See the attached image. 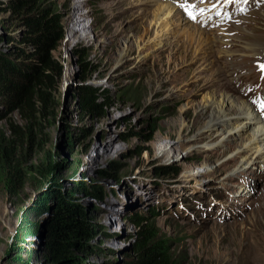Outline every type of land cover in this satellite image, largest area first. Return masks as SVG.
<instances>
[{
    "label": "rangeland",
    "instance_id": "1",
    "mask_svg": "<svg viewBox=\"0 0 264 264\" xmlns=\"http://www.w3.org/2000/svg\"><path fill=\"white\" fill-rule=\"evenodd\" d=\"M15 3L0 0V53L25 70L33 49L23 43L26 28ZM158 3L38 0L59 21L62 39L50 56L60 74L49 109L37 115L35 136L16 145L25 172L18 188L11 189L0 168V264H56L51 253L60 238L44 239L51 198L60 191L84 207L89 232L60 240L68 245L63 264L138 263L134 244L149 228L155 230L149 245L165 246L161 263L264 264V161H254L245 177L230 176L243 163L244 133L221 140L204 108L217 88L243 101L235 79L264 59V6L227 32H209L179 10L170 22L155 21ZM80 14L83 38L72 34ZM190 25L199 29L195 38ZM20 45L24 55L16 53ZM82 85L108 95L99 114L81 110ZM3 98L0 133L7 135L21 127V115ZM52 162L53 182L30 170ZM162 169L170 172L157 174ZM224 210L232 212L218 218ZM68 211L64 205L61 221ZM135 214L145 220L141 231L126 219Z\"/></svg>",
    "mask_w": 264,
    "mask_h": 264
},
{
    "label": "trees",
    "instance_id": "2",
    "mask_svg": "<svg viewBox=\"0 0 264 264\" xmlns=\"http://www.w3.org/2000/svg\"><path fill=\"white\" fill-rule=\"evenodd\" d=\"M16 3L18 9L22 11L21 19L26 28L23 43L30 45L33 51L29 58L24 61L25 70H22V65H13L9 61V55L0 53V96H4L5 105H9L11 108L16 106L21 115V127L11 126L7 135L0 133V168H5L7 171L11 189L19 187L25 174L18 162L15 152L16 145H19L22 138L29 137L31 139L35 136L33 129L38 127V120L44 116L51 105L53 79L54 76L60 74V69L58 64L52 60L50 52L54 49L55 43L62 39L59 21L55 16L47 13V9L39 6L38 0H16ZM22 46H18L19 49L16 53L24 55L21 52ZM81 68L90 71L87 63L81 62ZM97 92L84 85L80 86L76 92L81 110L87 115L99 114L103 107L109 103V97L106 93ZM37 115H40V118ZM57 167L55 162L42 163L31 167L30 170L39 177L44 178L50 175L53 182L56 180L54 175ZM169 172L168 169H162L158 170L157 174ZM52 202L55 203L54 206H50L53 208L52 224L47 225L45 241L55 239L57 236L60 240H71L75 236L89 235L88 228L83 221L87 215L80 203L69 199L61 191L53 195ZM64 205L69 211L66 219L61 221ZM126 219L134 227H137L138 231L142 230L145 220L139 215L135 214ZM154 235L155 230L153 228L143 230V235L134 244V252L140 259L138 263L134 264H168L167 262H160L165 255V246L149 245V240ZM60 240L61 244L51 253L56 264L59 260L60 263H58L63 264L64 261L62 260L68 252L67 249H62V247H68V245L66 246L67 243Z\"/></svg>",
    "mask_w": 264,
    "mask_h": 264
},
{
    "label": "bare ground",
    "instance_id": "3",
    "mask_svg": "<svg viewBox=\"0 0 264 264\" xmlns=\"http://www.w3.org/2000/svg\"><path fill=\"white\" fill-rule=\"evenodd\" d=\"M145 1L147 4L154 2L158 3L157 0ZM161 2L162 1H160V4L158 3V10L154 12L155 21L162 20L161 22H163L164 20H167V22H170L174 17H179L178 12L173 5L169 3L165 4L166 2L161 4ZM180 20L181 24H187L186 21L182 19ZM74 23L75 25L72 29V34L82 38L86 37L87 25L85 24L84 14H80ZM190 26L191 29H193L191 38H195V33H199V29L195 26ZM254 49L256 48L253 47V50ZM256 51H250L254 53V55L252 54V58H256ZM123 55H121V58H123ZM213 94L214 96L207 100L204 106L205 109L207 108L209 110L207 126L210 130H217L223 141L229 138L238 137L244 133L241 137V150L244 152L246 151L242 161L243 163L242 166L235 171L234 175L231 174L230 176H237L239 178L245 177L247 176L246 173L250 165L254 163V161H264V124L260 122L257 114L247 102L240 101L227 92L221 94L219 93L218 88L214 90ZM230 176L227 175L224 180L228 181L227 179L230 178ZM245 192H247V190L240 189L237 194L245 195ZM111 212L114 213L115 210H111Z\"/></svg>",
    "mask_w": 264,
    "mask_h": 264
},
{
    "label": "snow or ice",
    "instance_id": "4",
    "mask_svg": "<svg viewBox=\"0 0 264 264\" xmlns=\"http://www.w3.org/2000/svg\"><path fill=\"white\" fill-rule=\"evenodd\" d=\"M198 2H199V3H204L205 0H198ZM224 2H226V3H230V2H232V0H224ZM189 7H194V5H190ZM213 7H215V4L213 5ZM185 10L188 11L187 8H186ZM204 11H205L204 9H200V12H201V13H203ZM217 15H219V12H217ZM194 18H195V17H193V19H194ZM259 67H260V70H261L262 72H264V65H260Z\"/></svg>",
    "mask_w": 264,
    "mask_h": 264
},
{
    "label": "clouds",
    "instance_id": "5",
    "mask_svg": "<svg viewBox=\"0 0 264 264\" xmlns=\"http://www.w3.org/2000/svg\"><path fill=\"white\" fill-rule=\"evenodd\" d=\"M203 210H206L205 208H203Z\"/></svg>",
    "mask_w": 264,
    "mask_h": 264
},
{
    "label": "water",
    "instance_id": "6",
    "mask_svg": "<svg viewBox=\"0 0 264 264\" xmlns=\"http://www.w3.org/2000/svg\"><path fill=\"white\" fill-rule=\"evenodd\" d=\"M2 51H3V49H1ZM4 52H5V50H4Z\"/></svg>",
    "mask_w": 264,
    "mask_h": 264
}]
</instances>
